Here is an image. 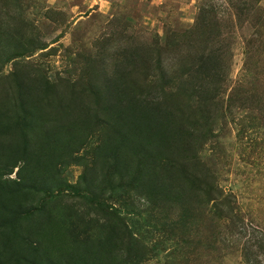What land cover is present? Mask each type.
Instances as JSON below:
<instances>
[{"label":"rangeland","instance_id":"374dc122","mask_svg":"<svg viewBox=\"0 0 264 264\" xmlns=\"http://www.w3.org/2000/svg\"><path fill=\"white\" fill-rule=\"evenodd\" d=\"M204 10L208 11V32L201 22ZM0 15L7 21L10 17L22 19L19 36L37 38L46 46L0 66V104L6 93L12 95L15 90L10 75L15 67L31 80L43 77L48 82L40 85L43 93L35 97H44L41 105L48 119L74 122L76 131L86 127L81 134L84 145L77 155L64 148L51 157L58 162L57 180L61 184L57 190L37 191L23 202L14 238L7 241L9 227L0 228V264H31L34 251L45 264L49 260L55 264H134L126 260L125 248L122 256L115 253V262L108 261L106 253L91 258L85 249L90 239L84 237L86 233L93 237L109 225V216L102 211H110L107 207L116 196L112 190L123 189L121 184L132 191L126 197L127 208L133 211L128 219L135 223L137 232L131 241L126 238L125 244L145 253L138 264H264V0H0ZM10 27L15 24L10 22ZM130 42L146 53L153 49V59L147 61L160 59L167 72L153 70L156 65L151 71L142 60L130 63V67L120 64L117 80L109 84H119L118 78L131 69L145 90L165 85L163 93L169 97L158 89L152 94L168 114L167 121L160 120L165 125L162 137L172 142L180 128L188 138L186 155L190 161L204 166L208 180L221 188L212 196L213 201L199 198L204 201L199 204L197 197L185 199L188 206H194L195 217L178 240L183 246L179 255L172 256L176 242L171 222L178 217L182 200L176 202L172 192L162 193V186L155 185L157 208L147 217L151 207L142 198V186L127 178L123 179L126 183L119 179L108 183L112 164L104 157L105 143L116 142L117 132L141 138L148 128L146 115L138 123L121 119L118 113L124 110L125 99L108 96L103 84L108 79L101 74V67L111 74L115 67L112 56ZM204 47L217 58L211 64L224 84L217 101L207 104L202 114L199 105H193L196 99L188 97L201 81L186 75ZM172 75L177 79L172 81ZM230 98L238 107H232ZM117 99L123 103L115 111ZM150 126L153 129L156 123ZM4 133L0 129V152L7 151L12 141V136ZM79 157L82 159L75 160ZM16 173L17 169L0 181L16 178ZM84 173L85 180L81 179ZM160 176L168 181L167 175ZM86 187L90 194H77ZM97 202L105 209L97 207ZM116 209L127 211L120 204ZM48 218L58 224L72 223L77 240L57 238L58 227L48 229ZM101 241L98 239L97 245ZM3 244L10 246L8 254L2 252Z\"/></svg>","mask_w":264,"mask_h":264},{"label":"trees","instance_id":"16d2710c","mask_svg":"<svg viewBox=\"0 0 264 264\" xmlns=\"http://www.w3.org/2000/svg\"><path fill=\"white\" fill-rule=\"evenodd\" d=\"M207 14L208 11L204 10L201 22L204 24V27H207L204 31L208 32L210 24L207 22ZM10 20H3L0 15V66L14 63L18 59L29 57L37 51H42L46 48L37 38H29L25 34L19 36L20 30L24 27L22 19L10 17ZM10 22L15 24L14 28L10 27ZM165 45L167 47L171 46V44L166 42V39ZM159 49H162V47H159ZM152 53H154L153 49L146 53L143 48L133 46L132 42H130L126 49H122L112 56L115 67L111 74H108L105 68L101 67V74L104 77L107 76L108 79V82L103 83L105 90H107L106 94L108 96L114 94L119 98L125 99V108L119 111L120 114L118 113V116L121 119L127 120L128 124L138 123L145 115L148 119V128L141 138L137 134H120V132H117L119 135L116 137V142L110 141L105 143L107 147L104 149V157L112 164L108 173L110 176H108L109 184H114L117 179L123 180L127 178L132 183L142 186V198L144 201H148V206L151 207L148 211L149 216L147 217H150L157 208V201L153 199L155 192L152 189L155 185L162 186V193L171 194L172 192L176 202L182 200V202H179L181 211L178 217L171 222L172 236L176 242L172 248L173 256L183 253V246L178 240L187 233L185 229L194 223L193 218L195 217V213L192 208L194 206H188L185 199L197 197L199 204L204 202H200L199 198L207 197V200L213 201L215 199L212 196L216 193L218 194V190L221 188L214 186L213 182L208 180L209 173L204 171V166L198 162L190 161L191 159L186 155V142L188 138H185L181 134L183 131L180 128L174 129L177 134L176 136H172V142L162 137L164 135L162 129L165 125H162L160 120L165 119L167 121L168 114L163 112V104H159L152 99V94L155 89H158L162 93L165 92V85L159 88L151 85V87L148 86V89L145 90L135 80V75L131 69L124 73L123 78H118L119 84H115V86L110 85L117 80V66L120 64L125 66L128 64L130 67V63L133 65L136 61L142 60L151 71L152 67L156 65L153 70L159 69L160 74L162 72H164L162 74H165L167 71L161 66L160 59L152 62L147 61L149 57L153 59ZM98 55L101 54L98 53ZM215 59L217 58L213 52L208 51L204 47L199 57L193 61L191 71L186 75L190 78H195L196 81H201L197 86L194 85L192 87L188 97L191 100L196 99L193 105H199L202 114L207 104L217 101L219 97L217 94L224 84L223 81H220L221 74H218V71L214 69L215 66L211 64ZM10 75L12 76L11 81H13L15 90L13 91L12 89V95L10 92L6 93L2 97L3 104H0V129L5 130L6 136H12L11 145L7 147L8 152H0V156H2L0 158V179L6 175H11L17 169L16 178L0 181V228L9 227L10 232L7 233V241L14 238L16 234L14 225L21 218L22 211H20V208L23 202L29 199L28 197L31 194L37 193V191L46 190L52 192L60 186L61 181L57 180L58 172L56 165L58 162L52 161L51 157H53L56 151L60 152L58 149L64 148L71 149L68 152L70 155H77L84 145L81 134L83 130H86L84 126H80L77 131L76 129L74 130V122L48 119L49 115L44 113V108L41 105L44 97H39L38 100L35 99L36 93H43L40 85L44 82L46 83V79L40 77L31 80L26 74L18 72L15 67ZM96 76H99L98 72ZM174 79H177V77L172 75L171 80L173 81ZM166 81L169 82L168 80ZM109 82L111 83L109 84ZM167 86L171 90L170 85L167 84ZM181 90L178 89L177 91ZM163 95L165 98L170 96L169 94L166 96L164 93ZM170 99H172V95ZM232 99L230 98L232 107H238L235 104V100ZM116 101V104H114L115 109L113 110L118 111L123 102L120 99ZM242 107L241 105L240 108ZM180 109L178 108V110ZM203 118L204 116L202 115L201 119ZM209 118L210 115L208 113V121L210 120ZM1 120H4L5 123ZM51 122L53 123L52 125ZM79 122L81 124L80 120ZM154 122L156 123V127L151 129L150 125ZM190 134L194 135L192 132ZM43 150H45L44 154ZM79 158H75V160L82 159V157ZM41 170L43 174L38 172H41ZM160 173L167 175L168 181L165 180L164 182L162 180L164 178L160 176ZM86 177L87 174L84 173L81 179L85 180ZM121 182L126 183L127 181L123 180ZM121 185L123 189L117 190V187H114L112 190L116 196L112 197V201L107 207L110 211H102L106 212L109 216V225L98 230V232L103 233L102 236H98L97 232L92 235L93 238L89 237L91 234L86 233L84 237L90 239L85 243V249L91 258H97L106 253L108 261L115 262V253H120L125 248L127 254L126 260L130 259L134 264H138L144 260L145 253L133 247H126L125 244V239L127 238L131 241L133 234L137 232L135 223L131 219H128L133 215V211L127 208L126 197L131 196L132 191L126 184ZM80 193L90 194L91 191L86 187L79 189L77 194ZM175 201L172 200V202ZM116 204L122 205L127 211H119V209H116ZM97 207L101 210L105 209V206L99 202H97ZM125 217L130 222H127ZM114 218L115 222L110 223V219ZM160 218L162 217L160 216ZM47 221L50 223L52 220L48 218ZM54 225L58 227L56 229L57 238L61 235L62 239L68 236L72 241L77 240L76 236L78 234L73 233L71 229L72 223L58 224L54 220L48 226V229H53ZM161 226H165V223H162ZM48 234L51 233L48 232ZM98 239L103 240L100 242V245H97ZM69 248H72V246H69ZM9 250L10 246L8 244L2 245L3 253L8 254ZM114 250L116 252H114L113 256H110ZM37 254L38 252L34 251V254L31 255V264H45L39 261ZM27 258L28 256L25 258V262H27ZM47 264H55V262L49 260Z\"/></svg>","mask_w":264,"mask_h":264}]
</instances>
